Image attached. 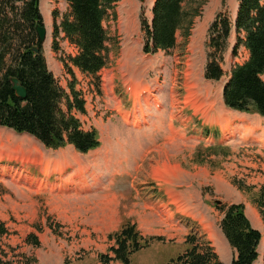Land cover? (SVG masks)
Instances as JSON below:
<instances>
[{
	"label": "rangeland",
	"instance_id": "374dc122",
	"mask_svg": "<svg viewBox=\"0 0 264 264\" xmlns=\"http://www.w3.org/2000/svg\"><path fill=\"white\" fill-rule=\"evenodd\" d=\"M65 2V0H44L42 13L50 32L49 38L44 43V50L56 72V77L69 89L68 82L72 77L63 60L69 55L77 54L78 49L61 34L57 40L59 49L57 51L52 49L54 40L52 11H58L57 20L61 24L63 18L70 13L69 6ZM150 2L151 0L144 2L118 0L116 8L109 11L105 20V28L109 34L107 42L109 62L101 73L100 92L92 77L82 75L77 68V71L75 70L78 78L77 87L83 90L87 101V113L80 114V117L87 129L96 128V122L104 125L109 121L118 124L120 141L117 147L125 150L136 148L137 152L141 153L143 146H149L153 150L150 158L155 161L156 152L157 157H160L156 149L164 144L156 146L148 137V143L145 144L146 139L140 131L135 135L128 130L130 129L128 125L123 124L116 116L110 115L111 111L105 110L103 100H113L117 103L116 95L124 93L125 84L131 83L135 84L137 90L147 88L157 92L163 100L162 107L151 108L150 113L155 119L158 117L163 121L165 126L169 121L168 114L174 107L185 114L195 113V118L205 128H209L204 133L206 137L211 138L208 145L225 146L208 150V145L202 143L193 150L184 147L176 137L168 141L165 148L174 154L171 157L174 163L180 164L186 171L178 179L180 181L176 187L180 191L190 190L187 193L193 195L187 208L192 212H202L206 216L204 225L194 226L195 232L211 240L224 264H229L236 252L226 240L220 227L223 213L214 206L215 200L220 199L215 194V182L219 181V190L224 194L227 189L234 186L243 193L244 199L252 204L260 186L264 184V135L262 134L264 120L257 121L260 120V116L254 113L237 114L227 108L223 102V82L228 79L232 67L238 62H243L248 56V51L243 46L239 48L238 56L232 54L237 36L235 26L232 27L233 31L229 37V50L225 53L223 63L225 75L220 80H208L204 76V71L211 52V48L207 45L211 24L222 12L228 14L234 23L240 0H209L204 6L202 15L196 18L192 34L187 40L179 32L175 48L146 54L143 51L145 34L142 21L144 18L149 20L152 16ZM123 103L124 108L132 105V102L126 100V96H123ZM221 111L227 112L224 118L219 115ZM102 119L105 123H102ZM219 123L224 124V129L228 125L232 128L224 134L223 124ZM96 129L101 138L100 129ZM172 135L177 134L172 132ZM181 149L184 151L179 155ZM152 164L154 162H151L150 166ZM144 166L146 168V163ZM190 172L195 173L196 176L194 185L193 175ZM13 176L11 173H6L2 176L6 181H0V219L8 230L5 234L0 233V264H100L102 254H113L110 247L114 240L110 239L109 234L101 232L94 226V209L97 202L93 199H72L75 196L67 197L65 196L67 192L49 195L17 188L12 184V181L17 182L16 175ZM51 186L53 184L45 186L42 190L50 191ZM248 186L251 187L247 188ZM58 187H52V190ZM220 200L225 203L223 199ZM133 201L137 200H125L126 206ZM254 207L258 212L257 206ZM187 208L180 205L181 210H188ZM138 209L141 212L143 210L139 206ZM164 209L166 210L167 207L164 206ZM167 216L166 221H169L172 216L170 211H167ZM150 218L149 221L142 222V228L136 223L147 236H152L159 228L165 226L155 214ZM151 227L153 228L149 230L150 234L147 228ZM30 231L38 235L42 243L40 246L26 242ZM172 233L173 236L161 235L164 240H154L150 246L134 253L129 264H167L172 258L177 257L183 251L181 242L186 244L189 232L173 229ZM109 264L123 263L112 261Z\"/></svg>",
	"mask_w": 264,
	"mask_h": 264
},
{
	"label": "trees",
	"instance_id": "16d2710c",
	"mask_svg": "<svg viewBox=\"0 0 264 264\" xmlns=\"http://www.w3.org/2000/svg\"><path fill=\"white\" fill-rule=\"evenodd\" d=\"M40 1L0 0V125L18 133H28L47 148L58 149L72 144L77 151L87 153L98 148L101 140L97 129L85 128L80 117L87 113V102L83 91L77 87L73 67L91 76L100 88L99 73L109 62V34L105 20L109 11L116 8L118 0H65L69 3L70 13L61 24L57 20L58 11H52L53 50L59 49L57 40L61 32L78 49L77 54L63 60L72 77L68 82L69 89L49 68L38 38L37 25H44ZM208 1L155 0L152 24L145 18L142 21L143 50L146 53L169 51L176 47L179 32L187 40ZM234 26L237 36L232 53L237 56L243 46L249 57L232 67L224 86V102L232 109L264 116V0H240ZM232 27L233 22L223 12L210 26L207 79L219 80L225 74L222 63ZM13 78H18L27 89L26 97L17 94ZM253 201L264 221V184ZM214 206L223 213L220 227L236 252L229 264H253L259 257L263 235L252 225L245 204L215 201ZM7 232L0 219V233ZM109 237L115 240L110 247L113 254H102L100 264L112 261L129 264L134 253L150 246L154 240L165 239L144 235L133 222H127ZM26 242L41 245L35 233H30ZM186 244L189 246L167 264H224L211 240L198 232L189 233Z\"/></svg>",
	"mask_w": 264,
	"mask_h": 264
},
{
	"label": "crops",
	"instance_id": "0c3cea01",
	"mask_svg": "<svg viewBox=\"0 0 264 264\" xmlns=\"http://www.w3.org/2000/svg\"><path fill=\"white\" fill-rule=\"evenodd\" d=\"M132 1L127 0V2ZM153 2L154 0H151L150 6L153 5ZM65 4L68 5V2H65ZM48 61L56 75L49 59ZM75 70L77 71V69ZM82 75L85 76L83 73ZM230 113L232 112L230 111ZM192 114L194 113L192 112ZM226 114L227 112L223 113L221 111L219 115L224 118ZM169 118L170 121L167 127L162 121H156L152 126L147 128L148 130L133 131L128 129L135 135L139 134L140 131L146 139L144 141L145 144L148 143L147 137L156 146L158 144H161L159 146L164 144L161 148L156 149L160 157H157L156 152L154 156L156 158L155 161L150 158V153L153 150L149 146H143L141 153L137 152L138 150L136 148L126 150L118 148L120 135L117 129L120 126L110 121L105 123L103 119L102 123H105V125L99 122L95 123L96 128H99L101 132L102 145L97 149L89 151L87 154L77 152L73 145H67L65 148L58 150L46 149L44 146L36 145L38 144L37 142L32 143L27 141L26 138L30 137H21L14 130L0 126V159L5 162H10L9 160L12 158L32 159L33 164H28L24 168L31 174L32 171H36L37 174L33 175L35 178L40 177V175H45L46 172H49L53 176H56L57 173L64 172L67 173L65 176L76 173L77 188H81L83 194L81 196L77 195L72 199H93L94 202H97L96 208L94 209L96 223V225L94 223V226L105 234L118 231L129 221L138 223L140 228H142V222L149 221L151 215L155 214L154 210H149L152 205L158 209L161 205L167 206L172 214L169 221H166L168 216L163 218L158 217L161 222L165 223V226L159 228L153 235L173 236V229H182L188 233L190 230L195 229L194 226L204 225L203 222L206 216L202 212H192L187 208L193 195L187 193L190 190L180 191L176 187L180 181L178 179L186 171L180 164L174 163L171 158L174 154H171L165 148V145H167L168 141L177 137L176 140L182 142L184 147H189L194 150L197 149L201 139H197L196 136L192 138L191 135H188L189 130L194 129L192 128V115L181 114V111H178L174 107L169 112ZM262 120L264 118H260L259 121ZM262 124L264 126V123ZM172 132L177 135L173 136ZM27 143L30 144L28 145ZM183 151V149L179 150V155ZM42 155L44 156L45 163L42 166H38L39 156ZM151 162H154L152 166H150ZM145 163L147 169L150 167L148 169L149 173L144 166ZM16 170L17 168L13 165L6 163L0 164V172L3 174L7 172L15 173ZM190 174L193 175L192 182L194 185L195 173L190 172ZM61 179L62 176H60ZM2 180L6 181L0 177V181ZM12 184L17 188H26L22 185ZM218 186L219 181L215 182L216 196L227 203H244L246 213L251 219L253 226L264 234V221L260 217L259 211L257 212L255 209L254 206L256 205L254 201V205L247 202L244 199L243 193L236 190L234 186L227 189L225 194L219 190ZM66 187L69 186L66 185ZM26 189L35 192L32 187H27ZM45 194L51 195L54 193L48 191ZM65 196L72 197V195ZM129 199H135L137 201H133L129 206H126L125 200ZM180 205H183L188 210H181ZM138 206L139 208H143L142 212L144 214L138 209ZM152 228H147V232L149 230L151 231ZM30 233L34 232L30 231ZM149 233L151 234V232ZM260 245V255L254 264H264V237ZM181 248L184 251L187 245L181 242Z\"/></svg>",
	"mask_w": 264,
	"mask_h": 264
},
{
	"label": "water",
	"instance_id": "95a60500",
	"mask_svg": "<svg viewBox=\"0 0 264 264\" xmlns=\"http://www.w3.org/2000/svg\"><path fill=\"white\" fill-rule=\"evenodd\" d=\"M144 2L145 0H141ZM37 34L39 41L44 43L47 39L48 30L45 25H37ZM38 49V48H36ZM13 87L16 90L17 94L21 97L27 96V89L22 85L21 81L18 78H13Z\"/></svg>",
	"mask_w": 264,
	"mask_h": 264
},
{
	"label": "bare ground",
	"instance_id": "6f19581e",
	"mask_svg": "<svg viewBox=\"0 0 264 264\" xmlns=\"http://www.w3.org/2000/svg\"><path fill=\"white\" fill-rule=\"evenodd\" d=\"M44 0H41V3L43 2ZM153 6V5H152ZM152 6L150 7L151 8V12H152ZM237 14V13H236ZM152 17V16H151ZM50 35V34H49ZM49 38V37H48ZM224 85V84H223ZM222 91H223V89H222ZM230 110H232V109H230ZM233 111H235V112H237V114H242V115H245L244 113H242V112H239V111H236V110H233ZM221 113V112H220ZM239 118V117H238ZM244 118V117H243ZM229 124V123H228ZM230 128H232V126L231 125H228L225 129H223V131H224V133L226 134L229 130H230ZM130 129H132V128H130ZM133 130V129H132ZM135 130V129H134ZM27 137H30V138H26V140L28 141L29 140V142H38L37 140H35L33 137H31V136H27ZM33 139H34V141H33ZM39 143V142H38ZM21 144H23V143H21ZM26 146V145H25ZM20 149H21V147H20ZM19 151V150H18ZM22 151V150H21ZM28 154V153H27ZM214 236V235H213Z\"/></svg>",
	"mask_w": 264,
	"mask_h": 264
}]
</instances>
